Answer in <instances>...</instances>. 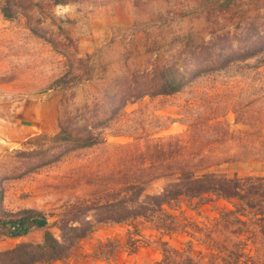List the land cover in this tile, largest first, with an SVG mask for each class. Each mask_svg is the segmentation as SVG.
Segmentation results:
<instances>
[{"label": "rangeland", "instance_id": "1", "mask_svg": "<svg viewBox=\"0 0 264 264\" xmlns=\"http://www.w3.org/2000/svg\"><path fill=\"white\" fill-rule=\"evenodd\" d=\"M0 102V264H264V0H0Z\"/></svg>", "mask_w": 264, "mask_h": 264}, {"label": "crops", "instance_id": "2", "mask_svg": "<svg viewBox=\"0 0 264 264\" xmlns=\"http://www.w3.org/2000/svg\"><path fill=\"white\" fill-rule=\"evenodd\" d=\"M34 135V119L27 112L14 111L0 102V145H15Z\"/></svg>", "mask_w": 264, "mask_h": 264}, {"label": "trees", "instance_id": "3", "mask_svg": "<svg viewBox=\"0 0 264 264\" xmlns=\"http://www.w3.org/2000/svg\"><path fill=\"white\" fill-rule=\"evenodd\" d=\"M247 180L249 181L248 185H251L254 181V180L251 181L250 179H246V181ZM225 181H227V180H225ZM199 182H200V180L195 181V183H199ZM256 183H259V184L263 185V187H264V179H258ZM253 184H255V183H253ZM228 196L232 197L235 195H234V193H231ZM2 226L7 228L6 234L8 237L15 238V237H20V236L26 234L28 231H30L33 228L39 229V228L45 227L46 226V219H45V217H43L42 215H40L37 212H34L32 210H27V211H24L23 214L16 219L9 220L7 222H3ZM48 237H51L52 242L55 245H58V241L54 237L49 236V235H45V239ZM37 247H39V246H37ZM40 249H42V248H40Z\"/></svg>", "mask_w": 264, "mask_h": 264}]
</instances>
